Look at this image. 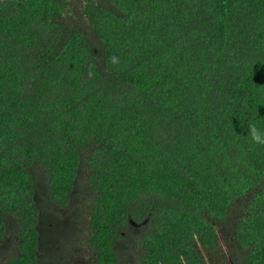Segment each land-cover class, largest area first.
Masks as SVG:
<instances>
[{
    "label": "trees",
    "instance_id": "1",
    "mask_svg": "<svg viewBox=\"0 0 264 264\" xmlns=\"http://www.w3.org/2000/svg\"><path fill=\"white\" fill-rule=\"evenodd\" d=\"M80 215L88 264H264V0H0L5 263Z\"/></svg>",
    "mask_w": 264,
    "mask_h": 264
},
{
    "label": "flooded vegetation",
    "instance_id": "2",
    "mask_svg": "<svg viewBox=\"0 0 264 264\" xmlns=\"http://www.w3.org/2000/svg\"><path fill=\"white\" fill-rule=\"evenodd\" d=\"M221 245L223 242L220 240ZM197 248L199 251V254L201 255L202 264H238L240 262V258L237 256H232L231 252H235V248L232 247L231 244L228 242H224L222 252L213 253L211 254L208 250L203 248L199 243H197ZM18 252L17 246L7 239H0V259L1 261L5 263V261L12 256L11 253L15 254ZM125 249H120L119 255L121 257L118 260H122L126 264L132 263V264H138L137 257L136 256H130V254H124ZM131 252V250H130ZM132 254V253H131ZM130 259V261H128Z\"/></svg>",
    "mask_w": 264,
    "mask_h": 264
},
{
    "label": "rangeland",
    "instance_id": "3",
    "mask_svg": "<svg viewBox=\"0 0 264 264\" xmlns=\"http://www.w3.org/2000/svg\"><path fill=\"white\" fill-rule=\"evenodd\" d=\"M85 204H86V201H85ZM78 225L80 226V228L78 230H76L77 231L76 232V235H77L76 239H77L78 243L70 246L68 248L69 250L68 251L66 250V252L63 249L60 250L59 254H58V255H60V258H59L60 261H58L57 263H55V262L53 263L52 260H48L47 261L48 264H88V259L90 257V254L91 253L93 254V251L89 250L87 245L85 244V241L89 235V231L91 230V227L87 221V216H81L80 215V219L78 220ZM218 235H219V232H218ZM220 235H221V233H220ZM220 240L222 241V239H220ZM8 242H9V240H8ZM10 242H11V244L13 243L11 240H10ZM13 245H14V243H13ZM223 245L224 244H222V248H223ZM11 254H13V253H11ZM128 261H130V259H128ZM0 264H4L1 261V259H0ZM116 264H126V263L123 262L122 260H118ZM129 264H132V263H129Z\"/></svg>",
    "mask_w": 264,
    "mask_h": 264
},
{
    "label": "clouds",
    "instance_id": "4",
    "mask_svg": "<svg viewBox=\"0 0 264 264\" xmlns=\"http://www.w3.org/2000/svg\"><path fill=\"white\" fill-rule=\"evenodd\" d=\"M112 62H113V63L116 62V58H115V57L112 58ZM254 139H255V137H254ZM257 142H259V141H257Z\"/></svg>",
    "mask_w": 264,
    "mask_h": 264
}]
</instances>
